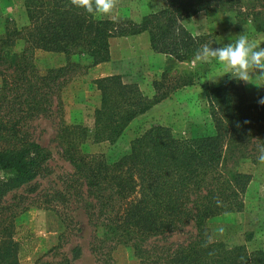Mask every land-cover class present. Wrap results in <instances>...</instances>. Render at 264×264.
Here are the masks:
<instances>
[{
    "label": "trees",
    "instance_id": "obj_1",
    "mask_svg": "<svg viewBox=\"0 0 264 264\" xmlns=\"http://www.w3.org/2000/svg\"><path fill=\"white\" fill-rule=\"evenodd\" d=\"M165 1L163 10L134 23L102 20L70 0H27L29 25L18 29L13 21L7 24L0 37V264H20L17 221L36 206L8 197L41 179L54 156L33 138L29 124L54 114L63 118L62 90L78 71L83 74L109 61L111 39L148 33L154 52L184 62L195 58L206 43L204 36L192 35L182 23L200 12H236L264 32V0ZM18 41L24 42L19 55L12 52ZM37 50L63 53L69 62L41 71L35 65ZM72 56L86 57L91 64L70 61ZM166 82L175 83L169 71L153 83L156 94L149 97L136 84L123 83L120 76L97 80L102 105L95 111L94 141L120 139L133 120L170 96ZM177 82L189 84L185 78ZM202 88L215 135L177 139L169 128L154 126L134 140L130 152L116 163L84 153L80 148L87 130L60 119L57 141L73 173L62 192H54L53 201L67 197L82 203L93 227L91 250L99 264H116L113 252L119 246L133 248L140 264H264L261 250L250 252L244 245L229 248L213 239L203 246L205 233L211 236L210 219L245 207L252 176L241 166L246 160L258 163L257 146L264 145V105L249 102L238 79L216 87L205 83ZM190 226L194 232L188 231V236L185 230ZM178 234L188 237L170 241ZM60 239L34 264H73L80 258V247L73 249L72 257L60 252L65 235Z\"/></svg>",
    "mask_w": 264,
    "mask_h": 264
},
{
    "label": "rangeland",
    "instance_id": "obj_2",
    "mask_svg": "<svg viewBox=\"0 0 264 264\" xmlns=\"http://www.w3.org/2000/svg\"><path fill=\"white\" fill-rule=\"evenodd\" d=\"M26 1L0 0V37L5 35L10 21L18 29L29 25ZM165 7V0H120L111 18H98L140 23L145 16ZM182 23L192 35L204 36L206 43L213 49L230 42L235 43L242 34L264 47V32L259 31L249 17L239 18L236 12H200ZM23 48L24 42L18 41L12 52L19 55ZM70 61L83 66L91 64V60L86 57L72 56ZM68 62L69 58L63 53L43 50L35 52V65L41 71L65 67ZM165 71H169L171 78L175 80L174 84L166 82V86H170L168 98L133 120L115 143L94 141L95 111L102 105L97 80L120 76L123 83L136 84L145 95L153 97L156 94L153 83L160 80ZM80 72L81 70L62 90L63 118L54 114L50 118L42 117L29 124L33 138L51 149L54 156L41 179L8 197L11 202L24 200L40 206L38 208L32 205L17 221V231L21 234L20 264H34L38 257L61 243L62 234L66 239L60 252L72 257L73 249L81 248L80 258L73 264H99L91 250L93 227L88 222L82 203H73L67 197H62L63 202L60 203L53 201V196H57L54 192H62L73 173L70 164L62 158L57 141L61 118L66 125L82 126L87 130V139L80 148L84 153L103 155L109 163H116L130 152L134 140L154 126L169 128L177 139L215 135L209 101L202 86L208 83L216 87L233 80L230 74L223 75V68L216 61L207 64L192 58L179 62L170 55L154 52L148 33L111 39L109 61L89 68L86 73ZM183 78L188 80V85L177 82ZM241 82L249 102H257L260 97H264V86ZM2 83L0 78V88ZM257 83L264 85V82ZM241 170L252 176L244 198L243 211L212 218L208 221V227L212 239L225 243L229 248L244 245L250 252L264 251V165L246 160ZM48 206L53 207L47 209ZM221 227L224 229L223 233L219 232ZM185 231L194 232L191 226ZM188 236L174 235L170 241H182ZM113 257L116 264H140L134 249L128 246L117 247ZM49 259L52 260L50 257Z\"/></svg>",
    "mask_w": 264,
    "mask_h": 264
},
{
    "label": "clouds",
    "instance_id": "obj_3",
    "mask_svg": "<svg viewBox=\"0 0 264 264\" xmlns=\"http://www.w3.org/2000/svg\"><path fill=\"white\" fill-rule=\"evenodd\" d=\"M76 8L83 9L86 13L98 17L111 18L114 14L120 0H70ZM195 60L200 63L211 64L216 61L223 68V75L230 74L232 79L264 86L257 82H264V47L259 46L250 40L247 35L242 34L235 43H228L223 47L213 49L207 43L200 46L195 54ZM264 105V97L257 101ZM257 160L264 165V145H258ZM217 199L218 206L220 205ZM220 233L224 232L221 227ZM207 247L212 237L205 233Z\"/></svg>",
    "mask_w": 264,
    "mask_h": 264
}]
</instances>
